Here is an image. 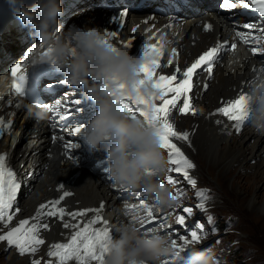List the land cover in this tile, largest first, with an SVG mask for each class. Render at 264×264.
Returning a JSON list of instances; mask_svg holds the SVG:
<instances>
[{
  "label": "bare ground",
  "instance_id": "6f19581e",
  "mask_svg": "<svg viewBox=\"0 0 264 264\" xmlns=\"http://www.w3.org/2000/svg\"><path fill=\"white\" fill-rule=\"evenodd\" d=\"M80 1L85 4L75 11L72 9L67 12V16L62 22H68L65 27L61 26L60 31L68 34V31L72 28H83L85 26L89 28L98 27L103 30V33L115 31L118 33V37L114 43L120 46L130 39L133 40V46L127 50L130 54L139 57L143 56L145 42L156 43L160 36H165L169 42L165 46V52H168L169 57L168 59L164 58L166 56L164 52L161 63L166 65L168 60H172L173 66L158 69L157 77L162 74L170 75L176 65L182 70L186 69L213 46L225 42L228 44L235 43L237 45L235 50L225 46L219 53V56L225 53V57L216 62L212 81L207 80L208 74L206 72H202V75L196 80L191 93L192 98L198 101L196 114L190 116L175 113L171 119L178 131H188L191 137L198 138L200 141L204 140L206 143L209 138H212L214 145L221 146L215 147L214 159H218V165H223L222 174L232 172V167L236 162H241L247 158L244 151L248 148V145L252 148L251 157H256L259 143L264 142V133L256 131L249 125L250 123L246 125L245 122L241 131L237 134L231 127L233 122L228 121L225 117L210 114L222 106L221 101L235 99L241 92L247 95L252 86L264 82V58L253 54L252 48L256 47L254 43L246 45L237 36V32H247L241 27L244 23L256 25L257 27L254 29L256 34L264 31V18L260 17L258 13H256V18L250 17L249 14L253 10L245 11L239 0H233V2L238 3V6L232 10L221 7L222 0L220 4L218 2L217 7L212 4L215 0H185V5L180 0H131L132 2L130 0H112V8L102 6L98 2L99 0ZM91 2H94L95 6L91 5ZM135 2L140 4L139 14L131 15L129 21L126 22L125 37L119 38L121 22L124 19H121L120 14L122 12L130 14L131 12H126V10L129 11ZM4 3L5 0H0V8ZM105 4L103 2V5ZM205 24H211L212 29L205 31ZM173 28H179L183 32L192 30L183 49L178 52V45L182 42L180 43L179 33L173 34ZM22 40V35L16 33L2 36L0 37V50L7 53L19 50L21 55L29 50H35L36 47L32 48L31 45L21 49L20 43ZM10 42L17 43L19 46L9 49ZM35 45L39 46V42L36 41ZM253 81L256 82L253 83ZM205 82L208 84V89L204 93L203 86ZM0 83H4L1 76ZM156 103L159 104L160 101H156ZM34 110L36 108H31L26 103L19 102L8 89L0 88V117L4 119L5 124L8 121L12 122L10 128H3L0 131V154H7L6 163L17 173V180L18 176L24 173L28 181L31 182V184L22 186L17 195L13 208L18 207L19 210L13 212L14 219L7 226L0 222V235L18 226L20 220L32 218L40 204L58 199L63 191L72 193L61 204L69 211L98 207L101 201H107V207L102 215L109 221V227L113 235H115L117 226L128 223L135 224L136 222L132 221L133 216L120 213L121 202L116 199L119 192L114 191L112 185L107 180H103L104 178L100 181L98 174L86 171V167L82 166L79 158H75L74 152H72V159H67L62 154V145L59 142L52 144L55 135L48 119L37 121L32 114ZM217 120H221L222 123L217 124ZM17 122L18 125L14 128L15 133H13L12 128ZM11 131L12 137L10 138ZM238 135H242L239 140H229V136ZM15 137L17 139L16 143L14 142ZM222 139L224 146L220 141ZM174 142L178 146L179 143H182L180 146L182 151L186 155L188 154V142ZM255 147L257 150H255ZM7 149H10V152H7ZM238 152L241 154H237ZM261 179H264V170L261 173ZM257 195L258 193H254L253 197L250 198L253 206L250 207L249 215H256L253 207L260 203ZM110 208L117 215H111L112 211L105 213ZM166 217L167 215H165V219H167ZM88 218L90 217L85 219ZM65 219L71 223L76 222L69 217ZM40 223L49 224L48 230L41 229L40 231V238L45 243L39 246L35 254L21 255L17 248L10 247V264H31L33 260H39L40 264H49L50 260L55 262V257L48 256L49 251L52 250L51 245L68 242L74 230L71 228L65 229L63 222L58 218L44 217ZM172 223L169 222V225ZM182 231L179 229L175 232L177 233L175 237L177 241H179V236L186 234ZM0 246H4L2 251H5L8 244L3 241L0 242ZM3 258L4 256L0 255V261ZM69 264H75V262L70 261Z\"/></svg>",
  "mask_w": 264,
  "mask_h": 264
},
{
  "label": "clouds",
  "instance_id": "9594fccd",
  "mask_svg": "<svg viewBox=\"0 0 264 264\" xmlns=\"http://www.w3.org/2000/svg\"><path fill=\"white\" fill-rule=\"evenodd\" d=\"M13 15L23 27L29 28L39 42L36 55L30 66L48 64L63 72L70 85L81 89L84 98L94 107V115L81 132L84 143L92 151L102 145L106 147L108 171L115 185L139 191L147 197L155 211L163 212L177 207L180 197L174 188L161 182L169 172L168 158L161 148L156 131L161 122L145 121L142 117L132 119L121 111L115 102L117 84L134 98L148 101L150 111L153 97L158 91L152 82L143 79L139 72L141 63L146 62L129 50L109 47L104 44L103 30L98 27L72 28L68 31L70 42L61 39L59 17L63 14L61 0H6ZM164 46L169 43L160 36ZM46 49L47 55H41ZM54 61V62H53ZM108 87H103L104 82ZM9 85L0 83V88ZM248 111L251 127L264 133V82L249 89ZM37 121H45L48 111L40 108L32 113ZM184 251L173 246L172 238L151 231L141 234L136 224H121L115 228V235L103 264H163L162 258L169 257L173 264L183 257ZM185 264H219L215 252L192 246L187 249Z\"/></svg>",
  "mask_w": 264,
  "mask_h": 264
},
{
  "label": "snow or ice",
  "instance_id": "6c2138e0",
  "mask_svg": "<svg viewBox=\"0 0 264 264\" xmlns=\"http://www.w3.org/2000/svg\"><path fill=\"white\" fill-rule=\"evenodd\" d=\"M240 5L243 8H251L255 13L264 18V0H239ZM238 6V3L233 0H222L221 7L232 10ZM126 13L120 14L121 19L124 18ZM211 24H205L204 30L210 31L212 29ZM247 32H237V36L246 45L254 43L256 47L252 48L254 55L259 54L264 56V31L259 34L254 33L256 25L244 23L241 26ZM104 44L109 47H113L114 50L118 48L130 49L133 46V40H128L123 45L117 46L114 41L118 37V33L115 31H107L104 33ZM229 47L231 50H235L237 45L235 43L228 44L227 42L218 44L211 47L198 57V59L192 63L189 67L182 70L178 65L174 66V71L170 75L156 76L157 70L162 67L173 66V61L168 60L166 65H162L161 57L164 55L165 46L162 39H159L156 43H147L143 45V56L141 57L146 62L141 63L139 66V72L143 79L140 80V84L143 85L146 80L152 82V87L158 91V95L153 97L154 103L151 107V120L150 111L148 108V101L144 98H134L132 94L128 93L124 89V85L117 84V91L114 93L115 102L120 106L121 111L127 113L132 119H136L138 116L142 117L150 124L152 121L161 122L156 131L161 140V148L167 151L169 165L173 166L169 168V173H176L183 177L185 181L193 188L197 184V180L190 174L191 170L196 168L194 162L182 151L181 147L174 141H185L191 144L190 133L188 131H178L175 123L171 117L178 113L180 115H186L188 113L195 114V109L192 107V95L194 88V77L199 74L200 71H204L208 74V79H211L214 72L216 62L220 59L219 53L225 47ZM45 55L48 54L46 51ZM54 62V61H53ZM12 83L11 89L19 96H24V88L26 84V73L22 72V65L17 63L11 68ZM256 81H253L255 83ZM63 86L69 85L66 79L60 81ZM103 87H108V82L105 81ZM208 84L205 82L203 90L206 91ZM248 96L244 93L238 94L235 99L221 101L222 106L217 108L214 113L210 115H218L227 118L228 121L233 122L231 124L232 129L238 134L241 131L242 126L247 121L249 116L248 111ZM156 101H160L159 104ZM84 101L82 98L65 96L62 99H55L52 104H39L41 107H46L47 111L51 113L54 118L61 119L63 121L70 120L74 114L83 113ZM11 121L5 124V121L0 117V131L3 128H10ZM217 124L222 123L221 120L216 121ZM84 125L77 124L71 128V135L73 137L79 136L83 131ZM231 134V133H229ZM54 139H56L54 137ZM63 140V137H60ZM63 147L66 150V154L69 150L78 147L75 143H64ZM69 159H72L69 155ZM7 154H0V222L7 226L13 219L14 211H18L13 208L17 195L22 188V183L17 180V173L7 165ZM176 178L171 175L168 177V183H177ZM62 190V188H61ZM121 190H125L121 186ZM178 195H182V191L178 190ZM72 195V193L63 191V194L58 199H53L47 203L40 204L37 208L36 214L30 219H23L19 221L18 226L11 228L5 234L0 235V242L6 241L9 247L17 248L21 255L35 254L38 251L40 245H43L45 241L40 238L41 229L48 230L49 224L40 223L44 217L58 218L63 222L65 229H73V233L66 243H55L51 245V251H49V257H55V262L49 261V264H69L70 261H74L75 264H103L104 257L109 251L110 245L113 240V233L109 227V221L102 215L105 205L101 203L98 207L85 208L74 211H69L65 207L61 206L62 201L66 197ZM196 195L200 198V202L197 207L202 211L205 210L206 195L204 191L197 192ZM132 209L140 210L144 212V216L141 217L142 228L141 234H148L152 231L153 226L159 227L158 217L154 215V207L150 205L144 196L141 194L139 203L137 205L126 206V213ZM183 213L191 217L193 209L191 207H184ZM69 217L75 223L68 222L65 218ZM90 217L88 219H85ZM185 215L181 214L176 217V223L178 225L185 224ZM208 222H213V217L209 216ZM35 221V222H32ZM99 225V226H98ZM190 232L185 235L179 236V240L182 243L177 242V239H172L174 247H177L180 251L189 249V246L198 244L207 235L204 233L203 224H195L192 226ZM212 231L215 232L216 228L213 227ZM200 233H203L201 235ZM31 264H40L39 260H33ZM165 264H168L165 261Z\"/></svg>",
  "mask_w": 264,
  "mask_h": 264
},
{
  "label": "rangeland",
  "instance_id": "374dc122",
  "mask_svg": "<svg viewBox=\"0 0 264 264\" xmlns=\"http://www.w3.org/2000/svg\"><path fill=\"white\" fill-rule=\"evenodd\" d=\"M128 12L134 14V11ZM131 13H127L123 20L122 26H124V29L126 28L125 19H128L129 21ZM135 15H137V12H135ZM191 33L192 30L190 29L180 34V43H182L178 46L180 47L178 50H182L181 47L186 44V40ZM120 34L123 36L125 31L123 32L122 30ZM165 55L167 56L168 54L165 53ZM166 56H164V58L167 59L168 56ZM202 72L203 71H200V75ZM200 75L194 77V84H196V80H198ZM213 77L214 75L210 79L211 81ZM205 92H207V90L204 91V93ZM196 100L197 99L192 98V107L195 109V114L197 112L196 106L198 102ZM187 115L194 116L191 113H188ZM249 123V120H247L246 125ZM17 125L18 122L15 126ZM11 137L12 135L10 138ZM241 137L242 135L229 136V140H239ZM197 139L190 136L191 144L189 145L188 143L189 152L187 156L196 165V168L191 170L190 174H193L192 176L197 180L195 188L191 187L190 190L191 192H194L200 187H203L206 190L207 201L205 202V210L201 211L198 215H200V218L205 223L209 224V227H206L207 235L212 231L213 227L216 228L217 232L214 234H217L218 242L214 244L212 249L213 251L216 250L219 264H264V179H261V173L264 170V142L259 143V146L257 147L259 150L255 147V150H257L258 153L256 157H251L252 148L248 145V148L244 151L247 158L243 159L241 162H236L232 167V172L222 174L221 172L224 170L223 165H218V159H214L215 147L221 146L214 145V140L212 138H209L207 143L204 142V140L200 141ZM220 141L222 146H224L223 139ZM181 145L182 143H179V147ZM163 151L164 155L168 157L167 151L164 149ZM217 151L219 150L217 149ZM237 154L241 153L238 152ZM178 175L179 174H176V176ZM245 175L247 176L245 177ZM24 177V174L20 175L18 177L19 181L21 180L22 182L23 179V182H26V177ZM164 178L165 177H163V179ZM183 181L184 183L182 184L183 186L181 189L189 186L187 181L184 179ZM255 181L257 182L255 183ZM25 185H27V183H25ZM243 189L246 190L244 191ZM254 193H258L257 197L259 198L260 203L259 205H256V207H253L256 212V215L253 216L249 215V212L251 210L250 207L253 206V203L250 202V198L253 197L252 195ZM209 216L213 217V222L211 224L207 219ZM166 218L169 219V222H173L170 215H167ZM215 221L218 223H215ZM225 222L227 224H225ZM219 224H222L223 231L218 227ZM182 230H184V228L180 229V231ZM207 235L205 237H207ZM213 241L214 239L209 240V243L205 247H208ZM3 249L4 246H0V255L4 256L0 261V264H10V247H6L5 251H2Z\"/></svg>",
  "mask_w": 264,
  "mask_h": 264
}]
</instances>
